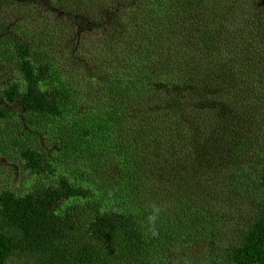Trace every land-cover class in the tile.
Listing matches in <instances>:
<instances>
[{"label":"trees","instance_id":"1","mask_svg":"<svg viewBox=\"0 0 264 264\" xmlns=\"http://www.w3.org/2000/svg\"><path fill=\"white\" fill-rule=\"evenodd\" d=\"M1 74L0 155L34 180L0 188V264H264V0H0ZM110 157L113 185L54 166Z\"/></svg>","mask_w":264,"mask_h":264},{"label":"rangeland","instance_id":"2","mask_svg":"<svg viewBox=\"0 0 264 264\" xmlns=\"http://www.w3.org/2000/svg\"><path fill=\"white\" fill-rule=\"evenodd\" d=\"M195 23L198 24V19L195 17L197 14L196 10H193ZM41 22V21H40ZM240 25V23H239ZM52 27H55L53 32L54 34H50L48 46L51 48V52L56 54L59 59L66 64V68H70L69 64V50L65 48L64 39L65 36H62V32L58 27H61L58 24H53ZM47 32L52 33L51 27H46ZM91 57V56H88ZM96 57V55H94ZM7 71V70H6ZM4 71V72H6ZM4 78L3 74L0 75V79ZM40 137L39 143H42V148L47 151L50 157L54 159L57 157V145L53 144L50 139L44 141V137L46 134H38ZM125 142V141H124ZM56 160V159H55ZM146 168H147V176L148 184L153 183V185L160 190L163 189L164 183H166L169 179L168 172L165 169H161L157 166L159 163L158 159L154 156L150 155L146 159ZM104 164L103 168L98 167V164H94L88 159L87 162L83 161H71V160H63L62 163H57L54 166L62 172L67 181L76 182L77 184L83 185L85 183V176L92 172L95 176H100L102 182H111L110 185H113V181L117 178V170L118 165L116 164V160L113 157H110V160L106 159L102 162ZM57 165V166H56ZM78 174L77 180H72V175ZM71 178V179H70ZM31 180H34L33 176L30 177L29 172L23 167V163L19 159H15L14 155L9 153H4L0 155V188L10 186L18 191L25 190ZM80 180L83 182L81 183ZM87 187V186H84ZM163 192V191H162ZM158 195V204L163 203L164 200H161V194L156 192ZM160 209H164L165 206H159ZM210 249L208 245H201L200 243H191L187 246L180 245L177 247L169 248L165 250V256L170 258L172 261L169 264H208V255L210 256ZM189 263H186L185 260Z\"/></svg>","mask_w":264,"mask_h":264}]
</instances>
